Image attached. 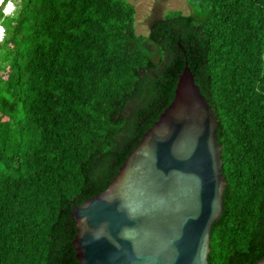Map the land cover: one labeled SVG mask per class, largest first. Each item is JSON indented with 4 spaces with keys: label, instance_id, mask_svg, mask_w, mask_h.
I'll return each instance as SVG.
<instances>
[{
    "label": "trees",
    "instance_id": "obj_1",
    "mask_svg": "<svg viewBox=\"0 0 264 264\" xmlns=\"http://www.w3.org/2000/svg\"><path fill=\"white\" fill-rule=\"evenodd\" d=\"M0 26V264H76L73 206L100 193L183 64L217 117L225 182L208 264L264 258V0H184L146 35L126 0H13Z\"/></svg>",
    "mask_w": 264,
    "mask_h": 264
},
{
    "label": "water",
    "instance_id": "obj_2",
    "mask_svg": "<svg viewBox=\"0 0 264 264\" xmlns=\"http://www.w3.org/2000/svg\"><path fill=\"white\" fill-rule=\"evenodd\" d=\"M217 127L184 63L168 104L106 187L71 208L76 264H208L225 185Z\"/></svg>",
    "mask_w": 264,
    "mask_h": 264
},
{
    "label": "rangeland",
    "instance_id": "obj_3",
    "mask_svg": "<svg viewBox=\"0 0 264 264\" xmlns=\"http://www.w3.org/2000/svg\"><path fill=\"white\" fill-rule=\"evenodd\" d=\"M134 7V30L138 35H146L149 23L159 19L165 11L178 10L182 14L190 12L184 0H126ZM14 1L10 0L2 8V14L14 11Z\"/></svg>",
    "mask_w": 264,
    "mask_h": 264
},
{
    "label": "clouds",
    "instance_id": "obj_4",
    "mask_svg": "<svg viewBox=\"0 0 264 264\" xmlns=\"http://www.w3.org/2000/svg\"><path fill=\"white\" fill-rule=\"evenodd\" d=\"M5 15H7V14H5ZM3 35H4V30H3V28L0 26V41L2 40Z\"/></svg>",
    "mask_w": 264,
    "mask_h": 264
}]
</instances>
